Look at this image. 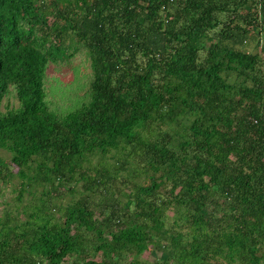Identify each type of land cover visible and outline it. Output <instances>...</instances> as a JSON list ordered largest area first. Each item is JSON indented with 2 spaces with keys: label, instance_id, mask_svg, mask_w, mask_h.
<instances>
[{
  "label": "trees",
  "instance_id": "1",
  "mask_svg": "<svg viewBox=\"0 0 264 264\" xmlns=\"http://www.w3.org/2000/svg\"><path fill=\"white\" fill-rule=\"evenodd\" d=\"M0 151V264H264V0H0Z\"/></svg>",
  "mask_w": 264,
  "mask_h": 264
},
{
  "label": "rangeland",
  "instance_id": "2",
  "mask_svg": "<svg viewBox=\"0 0 264 264\" xmlns=\"http://www.w3.org/2000/svg\"><path fill=\"white\" fill-rule=\"evenodd\" d=\"M47 75L48 100L55 108L61 112H71L82 105L81 97L86 95L92 76L90 61L85 55L75 57L63 66L51 65ZM8 101L12 107L18 106L13 95L8 97L4 104L8 105ZM7 156L6 152L0 151V164L16 172L17 169ZM8 194L4 196L10 197ZM149 257L150 252H147L144 258Z\"/></svg>",
  "mask_w": 264,
  "mask_h": 264
},
{
  "label": "built area",
  "instance_id": "3",
  "mask_svg": "<svg viewBox=\"0 0 264 264\" xmlns=\"http://www.w3.org/2000/svg\"><path fill=\"white\" fill-rule=\"evenodd\" d=\"M166 1H169V2L173 3L175 0H166Z\"/></svg>",
  "mask_w": 264,
  "mask_h": 264
}]
</instances>
